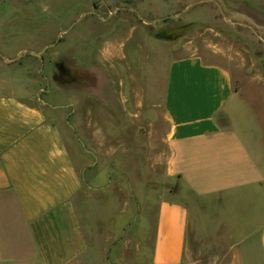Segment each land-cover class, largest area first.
I'll return each instance as SVG.
<instances>
[{"label":"rangeland","instance_id":"374dc122","mask_svg":"<svg viewBox=\"0 0 264 264\" xmlns=\"http://www.w3.org/2000/svg\"><path fill=\"white\" fill-rule=\"evenodd\" d=\"M193 53L231 70L244 96L233 124L264 165V0H0V93L69 113L92 254L80 264H152L159 203L187 192L167 170V64ZM218 263L202 247L185 262Z\"/></svg>","mask_w":264,"mask_h":264},{"label":"crops","instance_id":"0c3cea01","mask_svg":"<svg viewBox=\"0 0 264 264\" xmlns=\"http://www.w3.org/2000/svg\"><path fill=\"white\" fill-rule=\"evenodd\" d=\"M242 98L228 66L194 53L169 60L167 170L187 192L159 203L152 264H185L200 247L218 264H264V165L233 124ZM49 103L0 93V264L92 259L78 210L85 179L58 119L69 113Z\"/></svg>","mask_w":264,"mask_h":264},{"label":"trees","instance_id":"16d2710c","mask_svg":"<svg viewBox=\"0 0 264 264\" xmlns=\"http://www.w3.org/2000/svg\"><path fill=\"white\" fill-rule=\"evenodd\" d=\"M75 78L76 75L74 72H72L71 69L65 66L63 62L58 63L56 79L60 84H70L72 81L75 80Z\"/></svg>","mask_w":264,"mask_h":264},{"label":"water","instance_id":"95a60500","mask_svg":"<svg viewBox=\"0 0 264 264\" xmlns=\"http://www.w3.org/2000/svg\"><path fill=\"white\" fill-rule=\"evenodd\" d=\"M45 103H47V104H49V105H52L51 103H49V102H47V101H45ZM53 106V105H52ZM55 106V105H54Z\"/></svg>","mask_w":264,"mask_h":264}]
</instances>
